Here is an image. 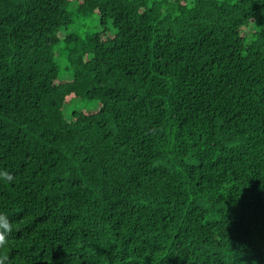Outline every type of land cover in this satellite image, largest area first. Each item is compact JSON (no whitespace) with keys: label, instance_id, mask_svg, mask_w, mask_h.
Returning <instances> with one entry per match:
<instances>
[{"label":"trees","instance_id":"obj_1","mask_svg":"<svg viewBox=\"0 0 264 264\" xmlns=\"http://www.w3.org/2000/svg\"><path fill=\"white\" fill-rule=\"evenodd\" d=\"M2 172L11 264H264V0H0Z\"/></svg>","mask_w":264,"mask_h":264},{"label":"clouds","instance_id":"obj_2","mask_svg":"<svg viewBox=\"0 0 264 264\" xmlns=\"http://www.w3.org/2000/svg\"><path fill=\"white\" fill-rule=\"evenodd\" d=\"M9 173H0V179L7 177ZM14 225L8 217L0 213V264H11L9 256L7 255V247L10 243L9 237L11 236Z\"/></svg>","mask_w":264,"mask_h":264},{"label":"rangeland","instance_id":"obj_3","mask_svg":"<svg viewBox=\"0 0 264 264\" xmlns=\"http://www.w3.org/2000/svg\"><path fill=\"white\" fill-rule=\"evenodd\" d=\"M87 23H85V24L87 25ZM77 104H78L79 107L80 106L87 107V108L91 107V104L88 101H83V102H80V103H77Z\"/></svg>","mask_w":264,"mask_h":264}]
</instances>
